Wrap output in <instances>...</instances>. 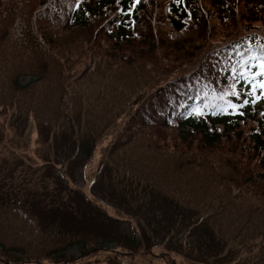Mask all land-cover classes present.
<instances>
[{"label": "trees", "instance_id": "1", "mask_svg": "<svg viewBox=\"0 0 264 264\" xmlns=\"http://www.w3.org/2000/svg\"><path fill=\"white\" fill-rule=\"evenodd\" d=\"M132 4L0 0V114L79 137L87 160L112 142L117 175L200 214L234 252L228 264H264V102L255 114L249 87L264 65V0ZM67 229L0 206V264H181L171 251H108L93 232ZM79 244L80 257L66 253Z\"/></svg>", "mask_w": 264, "mask_h": 264}, {"label": "rangeland", "instance_id": "2", "mask_svg": "<svg viewBox=\"0 0 264 264\" xmlns=\"http://www.w3.org/2000/svg\"><path fill=\"white\" fill-rule=\"evenodd\" d=\"M32 80L22 78L20 84ZM43 128L13 111L0 114V206L54 217L69 231L93 232L98 236L97 247L104 250L116 251L118 243H136L141 254L151 249L177 253L180 257L174 255L181 264H228L234 252L225 249L210 229L202 227L200 214L156 192L138 189L127 177L115 173L105 155L112 142H97L95 155L87 160L82 146L79 151L75 149L79 137L70 140L55 129L49 132ZM50 201H55L53 208ZM74 211L87 213L89 219L76 221L71 215ZM81 251L79 244L66 253L78 258ZM106 259L117 264L121 259L128 260L110 255ZM129 259L132 264L149 262Z\"/></svg>", "mask_w": 264, "mask_h": 264}, {"label": "snow or ice", "instance_id": "3", "mask_svg": "<svg viewBox=\"0 0 264 264\" xmlns=\"http://www.w3.org/2000/svg\"><path fill=\"white\" fill-rule=\"evenodd\" d=\"M138 2H139V0H133L132 7H135ZM180 2H181V0H177V3H180ZM129 11H131V8L129 9ZM261 74H264V65H262V67H261ZM257 87H259L261 89L260 96H264V80L260 81L258 84L255 83V82L252 83V93H251L252 95L256 94L255 90H256ZM232 94L233 95H237V96L239 95V93L236 92V91H233ZM257 98H259V97H257ZM244 102L248 103L247 100H245ZM230 107L233 108V109H236V108H238V105L230 104Z\"/></svg>", "mask_w": 264, "mask_h": 264}]
</instances>
